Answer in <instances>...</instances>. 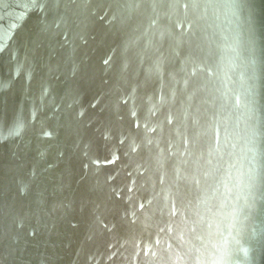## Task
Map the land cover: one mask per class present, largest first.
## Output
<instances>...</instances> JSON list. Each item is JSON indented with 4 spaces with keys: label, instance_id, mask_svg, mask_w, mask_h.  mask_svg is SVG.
Instances as JSON below:
<instances>
[{
    "label": "bare ground",
    "instance_id": "obj_1",
    "mask_svg": "<svg viewBox=\"0 0 264 264\" xmlns=\"http://www.w3.org/2000/svg\"><path fill=\"white\" fill-rule=\"evenodd\" d=\"M0 264H264V0H0Z\"/></svg>",
    "mask_w": 264,
    "mask_h": 264
}]
</instances>
